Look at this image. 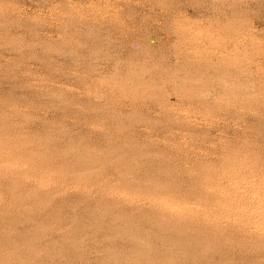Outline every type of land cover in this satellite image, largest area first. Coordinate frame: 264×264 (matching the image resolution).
<instances>
[{
    "label": "rangeland",
    "instance_id": "obj_1",
    "mask_svg": "<svg viewBox=\"0 0 264 264\" xmlns=\"http://www.w3.org/2000/svg\"><path fill=\"white\" fill-rule=\"evenodd\" d=\"M186 263L264 264V0H0V264Z\"/></svg>",
    "mask_w": 264,
    "mask_h": 264
},
{
    "label": "bare ground",
    "instance_id": "obj_2",
    "mask_svg": "<svg viewBox=\"0 0 264 264\" xmlns=\"http://www.w3.org/2000/svg\"><path fill=\"white\" fill-rule=\"evenodd\" d=\"M165 230V229H164ZM124 231V230H123ZM159 238V237H158ZM160 239V238H159ZM134 241V240H133ZM157 241V240H156ZM179 242V241H178ZM175 243V242H174ZM180 243V242H179ZM189 243V242H188ZM176 244V243H175ZM182 245V244H181ZM181 247V246H180ZM172 248V247H171ZM180 250V249H179ZM165 251V250H164ZM194 251V250H193ZM146 252V251H145ZM137 254V253H136ZM174 254V253H173ZM141 255V254H140ZM145 255V254H144ZM164 255V254H163ZM172 255V254H171ZM185 256V255H184ZM141 257V256H140ZM136 260V259H135ZM149 263V262H148ZM187 264V263H186Z\"/></svg>",
    "mask_w": 264,
    "mask_h": 264
}]
</instances>
